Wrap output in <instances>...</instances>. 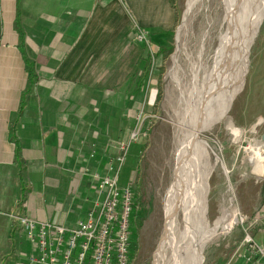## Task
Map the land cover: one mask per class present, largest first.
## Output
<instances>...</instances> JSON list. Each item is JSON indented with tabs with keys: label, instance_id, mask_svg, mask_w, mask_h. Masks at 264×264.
Wrapping results in <instances>:
<instances>
[{
	"label": "crops",
	"instance_id": "0c3cea01",
	"mask_svg": "<svg viewBox=\"0 0 264 264\" xmlns=\"http://www.w3.org/2000/svg\"><path fill=\"white\" fill-rule=\"evenodd\" d=\"M18 2L0 0V264L37 254L13 216L66 228L85 220L94 175L118 154L108 150L112 132L135 123L141 101L136 88L110 96L105 76L119 60L140 71L139 54L121 46L141 30L163 42L178 11L172 0H20L21 45Z\"/></svg>",
	"mask_w": 264,
	"mask_h": 264
},
{
	"label": "rangeland",
	"instance_id": "374dc122",
	"mask_svg": "<svg viewBox=\"0 0 264 264\" xmlns=\"http://www.w3.org/2000/svg\"><path fill=\"white\" fill-rule=\"evenodd\" d=\"M172 1L178 6L175 25L166 32L163 42L154 41L148 31V41L139 42L137 35L146 33L141 30L132 44L121 46V54H139L140 71L137 66L133 69L132 63L127 67V60H119L105 76L110 81V96L115 88L130 93L138 82L137 90L141 89L140 105L132 114L135 123L130 128L124 126L128 129L122 126V132L115 126V138L108 148L111 153L117 152V143L129 140L133 130L140 129L120 184L121 188L130 186L132 194L128 264H155L180 124L193 119L195 112L210 102L227 71L220 63L221 43L229 30L227 0ZM246 40L241 38L240 48L245 49ZM251 40L239 64L242 78L233 101L225 107L224 116L200 134L208 144L213 171L207 181L205 242L196 256L198 264H246L252 250L247 235L261 247L263 223L256 219L264 206V169L250 166L254 157L250 149L264 135V11ZM225 211L227 217L218 221ZM228 222H233L232 228Z\"/></svg>",
	"mask_w": 264,
	"mask_h": 264
},
{
	"label": "bare ground",
	"instance_id": "6f19581e",
	"mask_svg": "<svg viewBox=\"0 0 264 264\" xmlns=\"http://www.w3.org/2000/svg\"><path fill=\"white\" fill-rule=\"evenodd\" d=\"M226 10L229 30L221 43L220 63L227 71L210 102L208 99L209 103L199 108L193 119L180 124L174 176L164 201L166 219L155 264H198L196 256L205 242L206 189L213 165L209 161L208 144L200 134L224 116L225 107L234 99L242 78L239 64L245 58L244 50L247 52L252 45V33H256L260 24L264 0H227ZM241 38L247 39L243 44L245 49L239 47ZM229 126L233 131L232 123ZM250 151L254 153L250 166L263 170L264 141L258 140ZM226 217L227 211L218 221ZM232 224L227 225L232 228Z\"/></svg>",
	"mask_w": 264,
	"mask_h": 264
},
{
	"label": "built area",
	"instance_id": "2783aa9c",
	"mask_svg": "<svg viewBox=\"0 0 264 264\" xmlns=\"http://www.w3.org/2000/svg\"><path fill=\"white\" fill-rule=\"evenodd\" d=\"M137 40L147 42L148 33L140 32ZM139 134L140 129H135L129 140L118 142V154L108 160L105 173L94 175L98 183L96 206L75 228L14 216L37 252L30 258L32 264H128L132 194L130 186L121 188L120 184L122 171ZM246 242L252 249L246 264H264V248L256 246L249 235Z\"/></svg>",
	"mask_w": 264,
	"mask_h": 264
},
{
	"label": "trees",
	"instance_id": "16d2710c",
	"mask_svg": "<svg viewBox=\"0 0 264 264\" xmlns=\"http://www.w3.org/2000/svg\"><path fill=\"white\" fill-rule=\"evenodd\" d=\"M20 11H21V3H20V0H19V2H18V17H17L16 27H17V32L20 35L21 45H22L23 42H24V34H23V27H22V23H21V19H20ZM151 37H152V35H151ZM152 39L154 40V37H152ZM29 72L31 73V86H32L33 82H34L33 79L36 77L33 74L34 72H33V65L32 64H30V66H29ZM139 87H140V85H139V82H138L137 85H136V90L139 89ZM133 207H134V205H133ZM130 222L132 223V218L130 219Z\"/></svg>",
	"mask_w": 264,
	"mask_h": 264
},
{
	"label": "water",
	"instance_id": "95a60500",
	"mask_svg": "<svg viewBox=\"0 0 264 264\" xmlns=\"http://www.w3.org/2000/svg\"><path fill=\"white\" fill-rule=\"evenodd\" d=\"M262 141H264V135L262 136Z\"/></svg>",
	"mask_w": 264,
	"mask_h": 264
}]
</instances>
